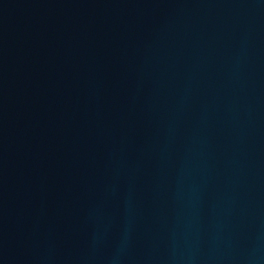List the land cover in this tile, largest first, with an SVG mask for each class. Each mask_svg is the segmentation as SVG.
Instances as JSON below:
<instances>
[{"label":"water","instance_id":"obj_1","mask_svg":"<svg viewBox=\"0 0 264 264\" xmlns=\"http://www.w3.org/2000/svg\"><path fill=\"white\" fill-rule=\"evenodd\" d=\"M0 264H264V0H0Z\"/></svg>","mask_w":264,"mask_h":264}]
</instances>
